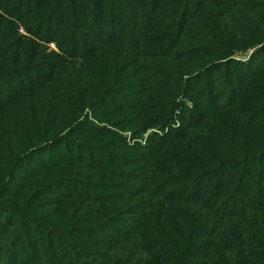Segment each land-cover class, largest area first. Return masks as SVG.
<instances>
[{"label":"trees","instance_id":"trees-1","mask_svg":"<svg viewBox=\"0 0 264 264\" xmlns=\"http://www.w3.org/2000/svg\"><path fill=\"white\" fill-rule=\"evenodd\" d=\"M0 120V264H264V0H0Z\"/></svg>","mask_w":264,"mask_h":264},{"label":"rangeland","instance_id":"rangeland-1","mask_svg":"<svg viewBox=\"0 0 264 264\" xmlns=\"http://www.w3.org/2000/svg\"><path fill=\"white\" fill-rule=\"evenodd\" d=\"M45 46V48H47V53H50V52H56V53H59V50L57 48V45L55 43H50V44H43ZM113 54L116 53V49L111 51ZM249 52V51H248ZM250 55V52L249 53H240V54H236V59H241V60H244V59H247V57ZM33 102V101H32ZM32 102H29V103H32ZM3 121V120H0V122ZM92 121L96 122L97 120L95 119H92ZM180 125V122L177 120V122L175 123L174 127L172 126V128H178ZM170 127L166 128L164 131L162 130H158V129H150L146 134H145V138H147L150 134L152 133H159L160 135H163V134H166L168 133ZM162 132V134H161ZM129 140H130V137H131V134L130 133H127L126 135ZM135 141L132 140L130 141L129 143L130 144H133ZM70 155V156H74L75 159H77V156H76V152H69L67 153V149L64 147V149L60 150V154H56V157H61V158H57L56 161H54L53 163H51L50 165L48 164L46 169H48L47 173V177L49 179H51V181H54L55 179L57 178H75V177H80V178H85L87 180H95V179H99L102 177H104V174L102 173L101 176L99 177H93L92 175L94 170L92 169H88V166H86L84 163L82 162H79L78 163V160H76V162L74 160H68V156H67V160H66V156H60V155ZM85 155H88V153H85ZM101 173V172H100ZM96 176V175H95ZM16 182H21V179H18L16 180ZM23 186H20V185H17L18 190L19 191H22L21 193L23 194L21 196V199H20V203L18 204L19 207H21L23 204L26 203L28 197L30 196V194L32 193L33 190H30V189H27L26 188V184H22ZM10 189V188H9ZM28 190L30 191V193H28ZM71 190V189H69ZM13 193V191H11ZM65 197H72L74 196L73 195V191H69V192H65L64 194ZM10 202H13V200H8ZM77 201V200H76ZM79 205L78 204H73L71 205V208H69L70 211H67L69 215H73V219L74 220H77V216L74 215V211H79ZM100 206H95L94 208H91V210L93 209H99ZM68 210V209H67ZM36 211H40L41 213H44L45 211H43L42 209H38ZM66 211V210H65ZM2 214V212H0V215ZM56 215H54V213H49L47 214L46 216V219H47V223H50L51 225H54L53 223L56 221L57 218H55ZM87 217V216H86ZM120 217H124L123 214H120ZM66 218V217H65ZM4 219V218H3ZM2 221V219L0 218V222ZM67 225L69 224H66L64 225L63 227H66ZM133 225V224H132ZM55 226V225H54ZM133 228V226H131ZM13 229H20L19 226H15ZM110 235V236H109ZM107 237H113V234H106ZM114 246H118V245H114ZM113 246V247H114ZM130 250H134V247L133 246H130L129 249H128V252L127 251H124V250H118L116 252V254L113 255V253L111 254L112 258L113 256H115V258H118V259H115L117 260L118 262H120L122 260V257H123V254H126L128 253L129 257H131L132 259L138 261V263H141V261H143L144 263H146V259L148 257V254L147 252H144V251H141V250H136V253L135 254H132L130 253ZM111 253V252H110ZM131 254V255H130ZM110 256V257H111ZM17 259V258H16ZM110 260H106L105 259V264H107V262H109ZM143 263V264H144Z\"/></svg>","mask_w":264,"mask_h":264}]
</instances>
